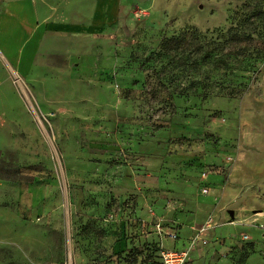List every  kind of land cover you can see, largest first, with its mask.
Wrapping results in <instances>:
<instances>
[{
	"label": "rangeland",
	"instance_id": "rangeland-1",
	"mask_svg": "<svg viewBox=\"0 0 264 264\" xmlns=\"http://www.w3.org/2000/svg\"><path fill=\"white\" fill-rule=\"evenodd\" d=\"M241 3L119 0L112 68L121 70L105 76L110 88L96 87L89 102H46L0 53V264H161L157 254L142 251L145 242L131 245L127 231L130 251L109 250L119 234L117 221H108L110 207L119 213L136 204L140 193L128 181L137 175L170 181L177 165L187 177L203 180L218 167L226 176L236 151L245 162L239 178L246 177L238 187L254 209L264 208V60L255 73H242L252 80L235 98L190 91L170 99L155 85L150 64H140L164 36L226 30ZM135 134L145 151L140 167L130 161ZM121 165L127 184L119 186ZM237 229L233 243L254 245V251L243 245L239 264L244 252H251L246 264H264V228L245 220Z\"/></svg>",
	"mask_w": 264,
	"mask_h": 264
},
{
	"label": "crops",
	"instance_id": "crops-1",
	"mask_svg": "<svg viewBox=\"0 0 264 264\" xmlns=\"http://www.w3.org/2000/svg\"><path fill=\"white\" fill-rule=\"evenodd\" d=\"M118 4L119 0H0V53L15 71L22 69L30 87L38 94L40 91L46 102H89L90 93L96 87L99 90L110 88L105 76L116 71L119 74L121 70L112 68L116 58L112 55V43L115 45L116 28L120 23ZM52 88L54 93L50 95ZM113 135L110 133V141L115 140ZM137 137L135 134V146L129 152L134 159L130 161L140 167L145 151ZM109 153L116 152L110 150ZM239 155L237 151L232 155L226 176L221 172L222 167H218L205 172L203 180L187 177L175 165L170 181L149 173L129 180L128 184L136 187L140 196L136 197V204H127L128 208L123 207L119 213H114V207H110L107 218L117 221L119 234L108 246L109 250L124 249V231L133 234V246L165 242L162 244L165 248L182 249L188 246L199 228L209 224L190 250L187 264L194 260L203 264L212 260L239 264L237 257L243 245H252L253 251L254 245L233 243L238 223L246 220L264 228L260 222L264 208L254 209L255 204L238 187L240 181L246 179L239 178L240 168L245 163ZM119 169L122 174L114 183L120 186L127 184V169L125 165ZM117 193L111 194L118 197ZM129 206H134L133 211ZM157 223L160 224L159 234ZM108 236L111 241L110 232ZM244 236L239 239H249Z\"/></svg>",
	"mask_w": 264,
	"mask_h": 264
},
{
	"label": "trees",
	"instance_id": "trees-1",
	"mask_svg": "<svg viewBox=\"0 0 264 264\" xmlns=\"http://www.w3.org/2000/svg\"><path fill=\"white\" fill-rule=\"evenodd\" d=\"M228 23L226 30L192 29L164 36L155 47L146 50L140 64L144 68L150 64L155 85L170 99L190 91L204 98L239 97L252 80V76L242 73H255L258 63L264 60V0H242L228 16ZM144 245L143 252L159 257L158 242ZM244 253L242 256L249 254Z\"/></svg>",
	"mask_w": 264,
	"mask_h": 264
},
{
	"label": "built area",
	"instance_id": "built-area-1",
	"mask_svg": "<svg viewBox=\"0 0 264 264\" xmlns=\"http://www.w3.org/2000/svg\"><path fill=\"white\" fill-rule=\"evenodd\" d=\"M205 192V189H202ZM209 224H205L198 229L197 234L193 235L192 238L189 240L188 246L182 249H174V248H165L162 246L161 242H158V255L159 261L161 264H187L188 262V255L190 250L196 245L197 241L200 240V232L204 230ZM160 224H156V228L158 234L161 232ZM169 236L175 237V234L169 233ZM246 237V236H244Z\"/></svg>",
	"mask_w": 264,
	"mask_h": 264
}]
</instances>
